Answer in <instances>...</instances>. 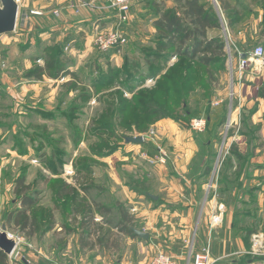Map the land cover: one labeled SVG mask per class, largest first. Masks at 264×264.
<instances>
[{
    "label": "rangeland",
    "instance_id": "1",
    "mask_svg": "<svg viewBox=\"0 0 264 264\" xmlns=\"http://www.w3.org/2000/svg\"><path fill=\"white\" fill-rule=\"evenodd\" d=\"M202 1L218 16L224 43L210 66L159 51L153 25L161 9L181 13L174 1L139 0L125 24L102 0L18 4L16 31L0 37V228L18 243L10 264H102L105 255L117 263L134 249L123 228L152 232L144 212L186 189L188 141L211 178L221 183L228 172L225 186L242 177L236 167L247 177L256 158L264 164V71L259 62L239 69L240 54L251 58L264 44V0ZM118 32L127 43L102 52L96 34ZM54 59L69 75H31ZM194 120L205 121L203 132L192 129ZM129 137L145 142L126 143ZM256 176L264 181L263 171ZM245 190L237 199L221 195L244 212L234 219L244 231L253 209ZM23 196L33 205L23 206Z\"/></svg>",
    "mask_w": 264,
    "mask_h": 264
},
{
    "label": "crops",
    "instance_id": "2",
    "mask_svg": "<svg viewBox=\"0 0 264 264\" xmlns=\"http://www.w3.org/2000/svg\"><path fill=\"white\" fill-rule=\"evenodd\" d=\"M167 1V4L170 5L169 2L171 1ZM78 3L76 2L74 5L78 6ZM102 4L104 5V1ZM77 8L79 7H75V9ZM73 12L76 11L73 10ZM72 16L74 18L80 17L78 13ZM84 21L88 22L89 19H84ZM261 38L264 39V36L261 35ZM236 51H239L238 47H236ZM184 145L182 148L185 147ZM187 148H191L194 153L181 159L183 169L188 171L181 178L183 180L182 186L186 189L176 190L175 193L173 192L175 189L172 190L169 197H174V200L167 207L152 208L150 216L144 212L146 218L150 219L148 222L150 228L153 229L150 233L144 232L149 238L145 240L137 235L134 238L129 236L134 247L131 253L123 255L117 263H109L110 259L105 257L106 255L99 257L96 263L148 264L154 256L153 254L162 250L172 256L178 264H192L190 261L191 254L209 249L214 261L213 264H264V181H259L258 176H256L257 172H264V164L258 163L261 159L254 158L255 160L251 164L252 168L248 169L247 177L243 175V168L236 167L234 170H240L242 177L239 178L236 175L238 179L236 177L237 181L234 187H230V185H222L219 177L211 178L208 175L209 165L206 164L207 161L205 159L197 161L194 156L197 149L195 143L188 141ZM196 164H199L198 170L195 168ZM202 164L206 165V169L203 171L201 170ZM230 170H232L231 174L235 175L232 173L233 169ZM190 173L191 176H188ZM227 173H224L225 182L229 177ZM192 182L195 184L198 182V185H193ZM244 189H246L245 196L248 198L250 194L252 197V203L246 202L245 205L253 208L251 211L245 212L249 219H247L249 225L246 226L247 230L245 229V231L240 229L239 223L234 221L236 215L241 213L244 215V212L236 214L234 206H237L238 203L233 205V201H231L228 206L221 198V195L227 194L228 191L232 197L237 199L242 196L241 192ZM153 198L154 201H158L160 197ZM258 212H260L261 218H258ZM158 214H165L163 221H166L165 224H167L159 229L155 227L156 222L160 219ZM251 221H258L260 227L250 223ZM102 251L106 253L104 249Z\"/></svg>",
    "mask_w": 264,
    "mask_h": 264
},
{
    "label": "trees",
    "instance_id": "3",
    "mask_svg": "<svg viewBox=\"0 0 264 264\" xmlns=\"http://www.w3.org/2000/svg\"><path fill=\"white\" fill-rule=\"evenodd\" d=\"M176 3L180 5L181 13L175 9H161L159 10L161 11L160 17L154 22L153 26L160 37L157 45L159 51L164 53L174 50L173 54L192 61L197 59L206 66L213 63L216 53L219 56L217 59H221L224 43L220 35V20L214 10L204 4L202 0H176ZM211 32H216L217 35L210 37ZM261 35L264 36V31ZM170 55H167L168 58ZM157 57L159 58L156 60H159L160 57L164 58L165 56L158 55ZM139 73L137 70V74ZM31 75L38 79H42L44 76L58 79L61 76L69 75V72H65L62 63L54 59L47 62L44 68H37ZM140 76L144 77L145 75L141 73ZM225 172L222 174L224 175ZM223 179L225 180V176ZM21 203L23 206H31L34 201L29 196H23ZM122 232L132 238L137 237L130 227H124ZM0 264H10L8 256L1 250ZM15 264L25 263L23 260L22 262L15 260Z\"/></svg>",
    "mask_w": 264,
    "mask_h": 264
},
{
    "label": "built area",
    "instance_id": "4",
    "mask_svg": "<svg viewBox=\"0 0 264 264\" xmlns=\"http://www.w3.org/2000/svg\"><path fill=\"white\" fill-rule=\"evenodd\" d=\"M23 0H15L16 3L19 5L22 3ZM106 4V8L111 11L116 18H118L122 24H125L130 19L131 10L133 6L139 0H103ZM175 1V0H170ZM86 5V4H83ZM75 7V6H74ZM79 7V6H77ZM59 16V14L57 15ZM98 45L101 48V51H107L114 48H118L123 46L127 43L126 38L118 32L111 35H101V33L96 34ZM251 58H248L246 54H240L239 63H240V71L245 72L248 69L249 65L252 62L257 64L259 62L260 67L262 68L261 71H264V44L255 48L251 54ZM239 65V64H238ZM206 123L202 120H194L192 123V129L196 132H203L205 129ZM166 156H164L161 160L163 164H166L165 160ZM190 261L192 264H213L214 261L211 257V253L209 249H203L201 252L196 254L190 255ZM190 263V262H189ZM148 264H178L172 256L167 254L166 252L160 250L154 254L151 261Z\"/></svg>",
    "mask_w": 264,
    "mask_h": 264
},
{
    "label": "water",
    "instance_id": "5",
    "mask_svg": "<svg viewBox=\"0 0 264 264\" xmlns=\"http://www.w3.org/2000/svg\"><path fill=\"white\" fill-rule=\"evenodd\" d=\"M0 37L7 34H12L16 31L18 25V19L20 14V8L15 0H0ZM26 18L24 13L23 18ZM126 143L131 144H143L145 140L142 137H129L126 138ZM134 233L147 240L149 236L137 230ZM17 241L11 237L7 231L6 227L0 228V250L4 252L7 256H12L17 249ZM25 264H30L26 259L23 260Z\"/></svg>",
    "mask_w": 264,
    "mask_h": 264
},
{
    "label": "bare ground",
    "instance_id": "6",
    "mask_svg": "<svg viewBox=\"0 0 264 264\" xmlns=\"http://www.w3.org/2000/svg\"><path fill=\"white\" fill-rule=\"evenodd\" d=\"M258 67H260V65L257 64Z\"/></svg>",
    "mask_w": 264,
    "mask_h": 264
}]
</instances>
